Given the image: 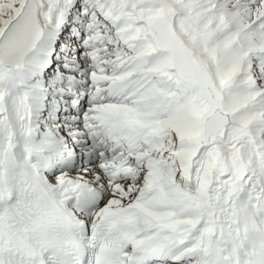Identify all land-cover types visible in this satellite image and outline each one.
<instances>
[{"label":"snow or ice","instance_id":"snow-or-ice-1","mask_svg":"<svg viewBox=\"0 0 264 264\" xmlns=\"http://www.w3.org/2000/svg\"><path fill=\"white\" fill-rule=\"evenodd\" d=\"M0 264H264V0H0Z\"/></svg>","mask_w":264,"mask_h":264}]
</instances>
